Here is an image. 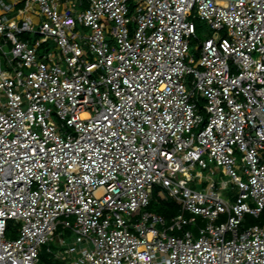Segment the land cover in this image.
Returning <instances> with one entry per match:
<instances>
[{
    "label": "built area",
    "instance_id": "2783aa9c",
    "mask_svg": "<svg viewBox=\"0 0 264 264\" xmlns=\"http://www.w3.org/2000/svg\"><path fill=\"white\" fill-rule=\"evenodd\" d=\"M0 264H264V0H0Z\"/></svg>",
    "mask_w": 264,
    "mask_h": 264
},
{
    "label": "rangeland",
    "instance_id": "374dc122",
    "mask_svg": "<svg viewBox=\"0 0 264 264\" xmlns=\"http://www.w3.org/2000/svg\"><path fill=\"white\" fill-rule=\"evenodd\" d=\"M76 3H78L79 1H83V0H74ZM80 9L82 8V6H80ZM196 16L190 15V19L194 22L195 24V28H196V34L198 36V41H202L205 38L209 37V36H215L218 33V31L214 28H212L210 26V24L208 23V21L206 19L200 18L197 15V11H194ZM197 40L192 39L191 40V47H190V53H194L195 58L198 57V51L194 48V46L196 45ZM188 63H193V61L188 60ZM207 170H203V175H205ZM209 173V172H208ZM205 179V177H204ZM209 181V178H207V180L202 181L201 179H194L193 181H190L188 183L189 186L191 187H197V188H201L202 185H206V182ZM199 184L201 186H199ZM158 198H162V201L159 200ZM153 199V204L152 206L147 207L146 209L149 211H155L156 207L161 204V203H165V205L167 206V208H169L171 210V214L175 215L179 212V207L177 206V204H175L176 202L174 201V199L169 195V193L167 191L161 192V186H155L154 191H153V195L151 197V200ZM178 208H176V206ZM158 212V211H157ZM62 219V217H61ZM251 217H249V224L254 223L250 222ZM199 221V218H198ZM171 222V219L167 218L166 219V224L168 225ZM201 225L204 224V222L199 221ZM256 223V222H255ZM194 233L197 234L198 232V225H193L190 227ZM18 229H19V223H17L15 220H9L8 221V229L5 232V237L6 238H13L15 236H17L18 234ZM55 232V236L57 237L58 234L60 233V235L65 238L67 241H69L71 239L72 236V231L66 227L64 224L60 223L57 226V229L54 231ZM52 243V242H51ZM48 243L43 244L42 245V249H45V247L47 246ZM53 245V244H52ZM41 261L44 262H51V260H49V257H44L41 256Z\"/></svg>",
    "mask_w": 264,
    "mask_h": 264
},
{
    "label": "trees",
    "instance_id": "16d2710c",
    "mask_svg": "<svg viewBox=\"0 0 264 264\" xmlns=\"http://www.w3.org/2000/svg\"><path fill=\"white\" fill-rule=\"evenodd\" d=\"M159 200H161L162 201V198H158ZM152 204H153V199L150 201V204H149V206H152ZM176 204V203H175ZM148 206V207H149ZM176 206V205H175ZM178 206V205H177ZM176 206V208H178ZM156 210H155V212H157V213H160L164 218H165V220L167 219V218H169V219H171L172 218V216H173V214H171V210L169 209V208H167V206L165 205V203H161V204H159L156 208H155ZM179 209V208H178ZM248 219H249V216H248ZM253 221H255V222H260L261 220L260 219H254L253 217H251V219H250V222H253ZM254 222V223H255Z\"/></svg>",
    "mask_w": 264,
    "mask_h": 264
}]
</instances>
